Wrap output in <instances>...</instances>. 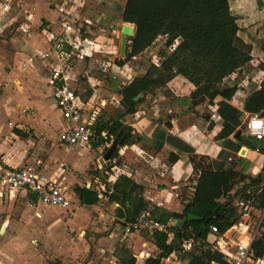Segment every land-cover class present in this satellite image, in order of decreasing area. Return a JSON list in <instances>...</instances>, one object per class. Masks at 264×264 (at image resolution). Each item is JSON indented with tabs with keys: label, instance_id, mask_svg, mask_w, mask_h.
Segmentation results:
<instances>
[{
	"label": "crops",
	"instance_id": "1",
	"mask_svg": "<svg viewBox=\"0 0 264 264\" xmlns=\"http://www.w3.org/2000/svg\"><path fill=\"white\" fill-rule=\"evenodd\" d=\"M229 1L232 13L236 16L240 28L239 36L252 46V60L240 71L232 74L229 79L238 84V89L231 102L243 112L242 116L244 114V117L241 116V119L244 120L250 114L244 111L246 98L253 90L261 87L264 79V70L259 65L260 62H264V0ZM38 7L41 10L37 9L38 12H36L40 13L41 18L47 20L48 17H52V14L54 15L53 10H47L43 4H38ZM23 15H27V13L24 12ZM30 16L27 15L28 18ZM18 17H20L19 14L14 15L10 9L8 10L0 3V29H5ZM118 18L125 22L120 15ZM24 24L26 23L21 22L20 24L22 29H24ZM115 26V22L111 21L110 28L114 29ZM27 34L31 35L32 43L38 47L39 41L36 38L38 34L32 24ZM0 41L3 42V40ZM45 41L49 43L48 40L45 39ZM33 48L37 49L35 46ZM55 50L57 49L45 50L42 54L38 51L35 52L34 55L40 57L37 60L32 58L33 52L23 51L29 55V60L26 59L25 62L23 56V58L17 56L14 63L0 59V163L10 167H38L47 174L58 177L72 198L70 210L78 206L94 205L102 198L113 204L116 207L118 220L124 228L123 239H132L138 242L137 248L120 245L114 249L112 256L115 264H124L121 259L125 255L135 258L133 264H146L147 260L157 258L163 252L156 243L154 234L145 230L127 231L128 223L134 220H125V213L133 209L137 198L142 199L143 208L135 220L143 214H150L155 218L152 211L156 207L170 212H183L194 194L201 172L200 167H194V163L191 161L192 154L198 158L203 157L202 164H211L214 169H227L233 166L235 170L252 176H256L261 171L264 165V152L259 147L253 149L246 145H241L237 149V138L241 133L238 136L236 133L227 138H218L222 129V119L218 111L220 98H216L213 102L205 100L194 105L191 94L195 86L180 74L172 78L166 86L148 93L136 111L131 114H123L124 108L120 103L121 97L117 88L115 95H118V109L114 114L109 112L106 117H114L130 126L134 139L123 145L118 143L117 148L108 159H105L104 156L113 141L111 143L96 141L91 146L80 145L73 149L68 148L60 142V136L67 123L62 118L60 109L54 100V84L50 76L52 67L60 63V60L55 57ZM46 52H49L50 55L44 56ZM67 73L70 76V82L75 87L76 77ZM75 89L81 100L86 102V117L93 113L101 116L97 112V110L101 112V107H96L94 95L86 96L77 83ZM102 103L105 104V101L103 100ZM56 110H58V114L53 113ZM9 122H12V125H9ZM33 135L37 137L34 141H32ZM51 138L56 143L53 142L50 147V158L44 160L37 156V152ZM58 146L64 147L68 151L82 149L81 153H84L80 156L81 159L72 165L65 157L55 155ZM93 147L105 149L102 161L110 163L106 169L100 170L101 176L99 177H102L104 181L93 186L91 181L84 185L78 184L75 190H71L68 179L72 177V173L68 165L75 169L85 165L88 161V151L94 149ZM125 178L137 185L131 193H128L130 199L127 203L123 201V195L119 192H115L116 197L111 196V192H114V185L118 181L122 182ZM244 184L241 182L235 185L231 192L232 197L237 192L236 186L240 185L243 192ZM83 187L98 192L99 199L96 203L84 204L80 201L76 188ZM254 187L250 186L247 193L254 190L257 193L260 192L261 186ZM18 196H22L25 203H32L24 193L13 194L11 197L0 192L2 198H0V212L4 209L5 202L16 201ZM239 199H237V203ZM39 206L42 207V213H37L40 220L55 213L56 209L68 210L60 207ZM121 213L123 214L120 215ZM25 216L31 218L32 221H37L32 215L25 214ZM17 217L0 218V264H10L13 261L15 247L21 249L25 254L28 251L25 244L29 240L31 241V237L36 233L34 228L31 232L21 228L23 217L21 218L20 215ZM177 220L171 218L167 223V243H170L175 237L171 228L177 225ZM239 220L233 226L238 222L242 223ZM5 221L9 222L7 226L4 225ZM246 225L248 226V224ZM256 227L262 236L264 234L263 220L254 228ZM232 231L233 228L227 229L224 233L229 234ZM221 234L223 233H219L218 236ZM218 236L210 232L205 242H208L207 245L211 247ZM183 239L190 240L191 245L184 244V240L179 241V247L163 256L161 264H182L179 252L183 250L191 258L190 249L193 237ZM140 252L144 254L141 257L138 256ZM30 254L29 252L24 255L23 262L25 260V264H30ZM262 256L260 258L264 261ZM190 261L191 259L187 264H190Z\"/></svg>",
	"mask_w": 264,
	"mask_h": 264
},
{
	"label": "trees",
	"instance_id": "2",
	"mask_svg": "<svg viewBox=\"0 0 264 264\" xmlns=\"http://www.w3.org/2000/svg\"><path fill=\"white\" fill-rule=\"evenodd\" d=\"M121 17L123 21L135 25V33L127 44L125 60L144 51L161 34L167 35V47L174 44L173 50L164 49L161 52L163 57L160 64H151L144 75L134 76L127 83L118 86L123 114L135 112L148 93L166 86L180 74L195 86L191 94L194 105L220 98L218 111L222 129L218 138H227L240 130L243 112L231 102L238 84L229 79L249 63L253 56L251 44L238 34L240 28L229 0H126ZM259 65L264 70V62ZM244 111L264 116V79L261 87L247 96ZM97 126L99 130L106 129L112 137L117 138L120 145L134 139L132 128L114 117H104L102 114ZM237 139V149L241 145L256 149L260 144V140L244 131ZM203 160V157L191 155L194 167H200L201 172L194 194L183 212H170L157 207L152 211L153 216L164 223H168L171 218H184L188 214H196L202 218L186 221L181 226H172L175 237L170 243H167L166 232H155L156 243L163 252L157 258L147 260L146 264H161V258L178 248L179 241L183 238L192 237V233L205 242L211 224L217 225L219 232L223 233L236 223L241 213L233 204L231 192L238 183H245L241 197L253 196L259 200L258 207L264 208V165L256 176H252L235 170L233 166L214 169L211 164H202ZM250 186H261V190L259 193L255 190L247 193ZM136 187V184L125 178L114 185L111 196L116 197L115 192H119L127 203L130 199L128 193ZM76 191L84 204H93L99 199L98 192L90 188H76ZM222 198L226 199L222 201ZM142 208L143 201L137 198L133 209L125 213V220H135ZM253 248L258 257L264 254V234L253 242ZM130 256L120 258L122 263L133 264L135 258H129ZM211 261L226 263L221 252L207 246L200 248L196 254H191L190 264H210Z\"/></svg>",
	"mask_w": 264,
	"mask_h": 264
},
{
	"label": "rangeland",
	"instance_id": "3",
	"mask_svg": "<svg viewBox=\"0 0 264 264\" xmlns=\"http://www.w3.org/2000/svg\"><path fill=\"white\" fill-rule=\"evenodd\" d=\"M0 3L14 15L20 16L5 29H0V40H3L0 41V59L14 63L18 56L24 57L25 62L29 57L25 52L31 51L32 58L37 60L40 57L35 56V52L42 54L45 50L57 49V59L63 63L70 75L76 77L77 86L86 96L94 95L96 107H101V112H97L105 115L104 117L109 115V112L114 114L118 109V95H115V92L121 83L128 82L134 76L144 75L151 64H160L163 57L161 52L164 49L171 51L174 48V44L166 46L167 35L161 34L144 51L125 60L126 50L121 54L124 23L134 26V32L127 35L126 48L129 38L135 33L133 23L122 22L118 18L126 0H0ZM38 4H43L47 10H53L56 17L52 14L47 20L41 18L40 13H37V9L41 10ZM24 12L28 16L32 13L33 15L28 18L23 15ZM111 21L116 24L114 29L110 28ZM21 22L26 23L23 25L25 30L20 27ZM31 24L38 34V47L32 43L31 35L27 34ZM177 43L178 40L175 41V44ZM124 60L125 63L121 64ZM103 100L105 104L102 103ZM53 113L58 114V110ZM35 137L33 135L32 141ZM53 142L56 143L53 138L48 139L37 152V156L48 160ZM93 148L88 151V161L85 165L76 169L68 165L72 173V177L68 179L71 190H75L78 184L84 185L91 181L93 186L104 181L99 177L100 170L106 169L110 163L102 161L105 149ZM81 152L82 149L68 151L58 146L55 155L65 157L74 165L81 159L80 156L84 153ZM241 188L240 185L236 186L237 192L232 199L238 211H241L239 221L242 223L238 222L236 225L246 229V224L251 228L261 220L264 224V208L258 207V199L251 197L254 207L246 212L247 214L238 206L237 199L242 196ZM41 208L34 203H25L22 196H18L16 201L4 203V209L0 212L1 219H12L20 215L23 217L21 228L30 232L34 228L36 231L31 241L25 244L28 249L25 254L15 247L14 258L10 264H25L23 258L29 252L30 264H115L112 256L114 249L120 245L137 248L138 242L135 240L123 239L124 228L118 220L116 207L105 198L91 206H78L72 210L56 209L55 213L44 219L45 222L37 215L38 212L42 213ZM25 214L34 216L37 221L26 218ZM190 236L193 237L191 253H197L200 248H207L208 242L198 239L195 233ZM204 243L207 244L202 246ZM179 255L182 264H187L191 259L184 250L180 251ZM262 257L264 258V254Z\"/></svg>",
	"mask_w": 264,
	"mask_h": 264
},
{
	"label": "built area",
	"instance_id": "4",
	"mask_svg": "<svg viewBox=\"0 0 264 264\" xmlns=\"http://www.w3.org/2000/svg\"><path fill=\"white\" fill-rule=\"evenodd\" d=\"M55 52L56 58H59L58 51L55 50ZM49 55V52L44 53V56ZM67 72L68 70L61 62L52 67L50 72L54 84L53 97L60 109L62 118L67 123L60 136V142L71 149L80 145L91 146L98 140L111 143L113 137L108 131L97 128L99 116L93 113L86 117V102L81 100L70 82V76ZM243 124L244 131L249 135L260 141L264 139V116L258 113L248 114L244 118ZM9 125H12V122H9ZM0 192L11 197L13 194L24 193L30 202L32 201L37 205L69 209L72 204V198L62 181L38 167H10L0 163ZM237 204L246 213L253 208V199L241 197ZM8 223L5 221L4 225L7 226ZM232 228L233 231L229 234L223 232L218 236L220 232L217 225H210L211 234L218 236L211 246L212 250H217L223 254L225 264H263L262 259L256 255L253 248V242L261 236L260 230L257 227L250 228L249 225L244 232L240 231V227L237 225H232L228 229L231 230ZM131 230H145L152 234L157 231L167 232L168 224L151 217L150 214H143L128 223L127 231ZM183 243L191 245L190 240H184ZM143 255L142 252L138 254L140 257ZM211 264L222 263L212 262Z\"/></svg>",
	"mask_w": 264,
	"mask_h": 264
},
{
	"label": "water",
	"instance_id": "5",
	"mask_svg": "<svg viewBox=\"0 0 264 264\" xmlns=\"http://www.w3.org/2000/svg\"><path fill=\"white\" fill-rule=\"evenodd\" d=\"M128 25H129L128 23H124V26H123V36H122V42H121V54H124V52L126 50L127 35L132 34L134 32V26L131 25L133 27V30L131 33H129ZM242 117H244V114ZM242 129H244V124L242 125L241 129L237 132V136L241 133ZM117 146H118V140L116 138L113 140V143L108 148V151L104 156L105 159L109 158V156L117 148ZM259 148L264 152V139L261 140V142L259 144ZM201 218H202V216H198L196 214H188L186 217L178 219L176 224L178 226H181L186 221L197 220V219H201ZM206 220H209V218H206Z\"/></svg>",
	"mask_w": 264,
	"mask_h": 264
},
{
	"label": "bare ground",
	"instance_id": "6",
	"mask_svg": "<svg viewBox=\"0 0 264 264\" xmlns=\"http://www.w3.org/2000/svg\"><path fill=\"white\" fill-rule=\"evenodd\" d=\"M132 30H133V27L131 26V24H129V25H128V31H129V33H131ZM240 231L244 232L245 229H244L243 227H240Z\"/></svg>",
	"mask_w": 264,
	"mask_h": 264
}]
</instances>
